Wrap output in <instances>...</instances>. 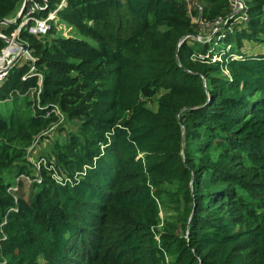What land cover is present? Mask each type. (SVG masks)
Returning a JSON list of instances; mask_svg holds the SVG:
<instances>
[{"label": "trees", "instance_id": "obj_1", "mask_svg": "<svg viewBox=\"0 0 264 264\" xmlns=\"http://www.w3.org/2000/svg\"><path fill=\"white\" fill-rule=\"evenodd\" d=\"M33 1L56 19L20 30L34 62L0 83V264H264V0L210 41L185 0ZM192 1L202 24L231 14Z\"/></svg>", "mask_w": 264, "mask_h": 264}, {"label": "built area", "instance_id": "obj_2", "mask_svg": "<svg viewBox=\"0 0 264 264\" xmlns=\"http://www.w3.org/2000/svg\"><path fill=\"white\" fill-rule=\"evenodd\" d=\"M186 4H187V9L189 14L191 15V21L193 23V19H195L197 21V23L201 24V25H205L202 24L201 22H198V20L192 16V13L194 11H198L201 12L202 11V7L196 3L193 2L192 0H185ZM229 3V7H230V11L231 14L229 16V18L227 19V21H223V20H219L217 21L215 24L212 25H205L210 27V29H212L213 34H215L218 31V26L221 25H226V23L230 20L233 19L235 20V22L239 23V24H245L247 21V15H246V8L244 3L241 0H228ZM65 5V0H61V3L58 5L57 10L62 9V7ZM40 11H42V8L39 7L36 3L33 2V0H26V4L24 6V10L23 13L20 17V24L18 26V28L11 34V37H9L10 40H15L17 41L19 32L22 28H24L29 34L33 35V36H43L46 35V33L48 32L50 26H49V21H54L56 19L55 16V12L50 13L47 18H40L39 14ZM59 30H61V26L58 27ZM0 38H7L4 35H2L0 33ZM7 46L5 47L4 50H7L8 48H10V53L5 56L4 55V50L1 53L0 56V83L5 79L9 69L13 66L14 63H16L18 60H23V61H32L34 62V59L31 57L30 53L28 50L22 51L18 46L14 45L11 42L6 43ZM215 60V58H214ZM41 80L39 81V86H40ZM56 114L58 116L61 117V115L59 114L58 111H56ZM33 147L29 150L30 153L32 151ZM30 156V154H29ZM30 162L33 163L34 166V171H35V177L33 179L27 177V176H20L19 178L16 179V183H18L19 181H21L23 184H25L26 182L29 183V185L32 182H37L40 183L41 180L38 177V172L41 169V166H44L45 162L44 160H39L36 162H33V158H29ZM42 164V165H41ZM52 167H48V170H51ZM51 178L53 180H55L57 183H61V182H66L67 180H61L59 176H57L55 174V171L51 174ZM26 183V184H27ZM19 191V188L17 186V184L13 187H10L8 192L11 193L13 196H15Z\"/></svg>", "mask_w": 264, "mask_h": 264}, {"label": "rangeland", "instance_id": "obj_3", "mask_svg": "<svg viewBox=\"0 0 264 264\" xmlns=\"http://www.w3.org/2000/svg\"><path fill=\"white\" fill-rule=\"evenodd\" d=\"M23 4V3H22ZM22 6V5H21ZM21 9V8H20ZM20 11V10H19ZM18 14V13H17ZM9 22H13V21H9ZM193 23L194 24H198L197 23V21L195 20V19H193ZM61 26V30H60V32H61V34H62V36H64V37H68L70 34H72V36L74 35V36H76V37H78L79 39H81L79 36H77L76 35V32L74 31V30H72L71 31V28H69V27H66V26H64V25H60ZM199 32H200V34H199V36L197 37V40H201V39H204L205 41H210L211 40V38H212V35H213V32H212V29H210V27H208V26H203V25H200L199 26ZM212 34V35H211ZM83 40H85V41H87L88 43H90V44H92L93 42L91 41V40H88V39H83ZM254 46V45H253ZM252 47V46H251ZM259 46H254V47H252V48H246V49H244L243 51L244 52H246V53H249L250 51H256V50H262V48H260ZM252 51V52H253ZM262 51H264V49L262 50ZM261 51V52H262ZM149 107L150 108H152V106H151V104H149ZM66 128H67V130H69V131H71V130H74V128L71 126V125H66ZM56 135L57 134H55V132H53L50 136H49V138H51V140L53 139H55V137H56ZM37 144H35L34 145V147H33V149H32V151H31V153H30V157H32L33 158V162H36L37 161V158H38V156H39V153H40V150H39V147L37 148ZM49 146V144H47L46 142H43V150L44 149H47V147ZM27 183V182H26ZM24 184V186H23V190H22V195H23V198L24 199H28V197H29V183H27V184ZM161 215V218L163 217V215L162 214H160Z\"/></svg>", "mask_w": 264, "mask_h": 264}, {"label": "water", "instance_id": "obj_4", "mask_svg": "<svg viewBox=\"0 0 264 264\" xmlns=\"http://www.w3.org/2000/svg\"><path fill=\"white\" fill-rule=\"evenodd\" d=\"M33 2H34V1H33ZM34 3H35V2H34ZM25 4H26V0L23 1V4H22V6H21V9H20V11L18 12V14L16 15L15 19L13 20V22H9V21H7V20H1V21H0V25H7V24H12V23H13V24L17 23V22L20 20V17H21V15H22V13H23V10H24V6H25ZM194 38H196V37H194ZM2 39L5 41V43L11 42V43H13L14 45L18 46L22 51L27 50L26 45L23 44V43H20V42L15 41V40H10L9 38H2Z\"/></svg>", "mask_w": 264, "mask_h": 264}, {"label": "bare ground", "instance_id": "obj_5", "mask_svg": "<svg viewBox=\"0 0 264 264\" xmlns=\"http://www.w3.org/2000/svg\"><path fill=\"white\" fill-rule=\"evenodd\" d=\"M10 48H8L7 50H9ZM7 50L4 51V55L7 56L9 53H7Z\"/></svg>", "mask_w": 264, "mask_h": 264}]
</instances>
